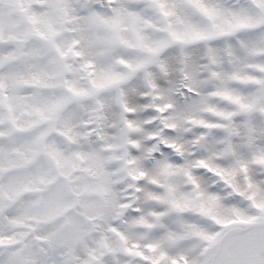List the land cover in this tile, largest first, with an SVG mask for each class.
I'll use <instances>...</instances> for the list:
<instances>
[{
    "label": "snow or ice",
    "instance_id": "6c2138e0",
    "mask_svg": "<svg viewBox=\"0 0 264 264\" xmlns=\"http://www.w3.org/2000/svg\"><path fill=\"white\" fill-rule=\"evenodd\" d=\"M0 264H264V0H0Z\"/></svg>",
    "mask_w": 264,
    "mask_h": 264
}]
</instances>
